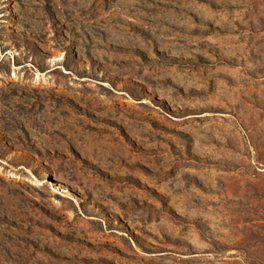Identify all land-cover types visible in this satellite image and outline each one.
<instances>
[{"label":"rangeland","instance_id":"rangeland-1","mask_svg":"<svg viewBox=\"0 0 264 264\" xmlns=\"http://www.w3.org/2000/svg\"><path fill=\"white\" fill-rule=\"evenodd\" d=\"M0 264H264V0H0Z\"/></svg>","mask_w":264,"mask_h":264}]
</instances>
